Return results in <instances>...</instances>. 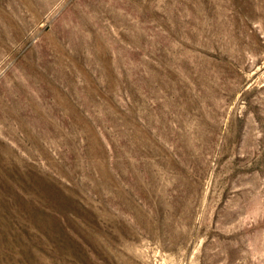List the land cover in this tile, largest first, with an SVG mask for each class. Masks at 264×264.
Here are the masks:
<instances>
[{
    "label": "rangeland",
    "instance_id": "1",
    "mask_svg": "<svg viewBox=\"0 0 264 264\" xmlns=\"http://www.w3.org/2000/svg\"><path fill=\"white\" fill-rule=\"evenodd\" d=\"M0 264H264V0H0Z\"/></svg>",
    "mask_w": 264,
    "mask_h": 264
}]
</instances>
